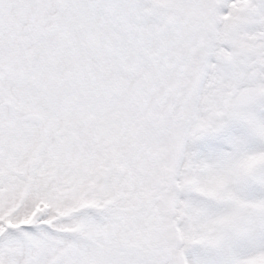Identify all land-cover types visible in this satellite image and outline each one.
I'll return each mask as SVG.
<instances>
[{"label":"snow or ice","instance_id":"obj_1","mask_svg":"<svg viewBox=\"0 0 264 264\" xmlns=\"http://www.w3.org/2000/svg\"><path fill=\"white\" fill-rule=\"evenodd\" d=\"M0 264H264V0H0Z\"/></svg>","mask_w":264,"mask_h":264}]
</instances>
